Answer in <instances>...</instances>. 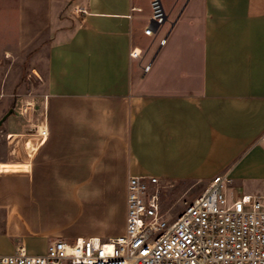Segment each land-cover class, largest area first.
<instances>
[{
    "label": "crops",
    "instance_id": "0c3cea01",
    "mask_svg": "<svg viewBox=\"0 0 264 264\" xmlns=\"http://www.w3.org/2000/svg\"><path fill=\"white\" fill-rule=\"evenodd\" d=\"M164 2L166 41L150 52L148 0H0V53L34 10L54 31L31 99L46 136L13 112L0 124V253L121 234L131 174L205 187L226 174L230 198L264 192V0Z\"/></svg>",
    "mask_w": 264,
    "mask_h": 264
},
{
    "label": "built area",
    "instance_id": "2783aa9c",
    "mask_svg": "<svg viewBox=\"0 0 264 264\" xmlns=\"http://www.w3.org/2000/svg\"><path fill=\"white\" fill-rule=\"evenodd\" d=\"M149 23L143 33L154 36L167 17L161 0H148ZM76 13H85L76 8ZM166 37L159 38L163 45ZM138 49V50H137ZM131 57H141L133 47ZM150 63L143 65L148 71ZM25 100L20 113L33 109ZM46 136L45 124L33 127ZM264 141V133L261 136ZM157 175L131 174L125 185L124 231L114 237H57L40 253L18 241L11 253H0V264H264V192L226 198V174L215 175L202 192L175 218L161 208Z\"/></svg>",
    "mask_w": 264,
    "mask_h": 264
},
{
    "label": "rangeland",
    "instance_id": "374dc122",
    "mask_svg": "<svg viewBox=\"0 0 264 264\" xmlns=\"http://www.w3.org/2000/svg\"><path fill=\"white\" fill-rule=\"evenodd\" d=\"M162 3L168 13L169 9L165 5L164 0ZM142 14L144 17L141 24L146 25L150 21L148 16L150 14L149 9L144 7ZM32 21V25H24L22 27L21 42L12 49L3 50L0 53V117L9 108H14L13 113L17 115L26 129L23 132L32 131L31 120H35L39 111L36 102H34L33 109L27 110L23 114L20 113L18 107L25 100L33 101L31 100L32 97L40 92L42 80L39 72L37 73L34 69L43 63L45 49L54 35L53 27L45 23L47 20L41 16V11L34 10ZM169 26V18H167L156 35L145 38L144 50L149 44L150 52L157 49L159 38L166 34ZM1 130L4 129L0 125V161L4 160V157L9 152V147L5 144V134H2L4 131ZM18 147V152L24 151L23 142ZM0 178L2 177L0 176ZM204 188L205 184L197 179L161 180L159 190L162 211L166 217L175 218ZM230 190L229 183H223L222 192L226 198H230ZM84 219L85 215L82 214L79 220L83 222Z\"/></svg>",
    "mask_w": 264,
    "mask_h": 264
},
{
    "label": "water",
    "instance_id": "95a60500",
    "mask_svg": "<svg viewBox=\"0 0 264 264\" xmlns=\"http://www.w3.org/2000/svg\"><path fill=\"white\" fill-rule=\"evenodd\" d=\"M166 19H167V17H166ZM13 110H14L13 108L8 109V111L0 118V124L5 119V117H7L10 113L13 112Z\"/></svg>",
    "mask_w": 264,
    "mask_h": 264
},
{
    "label": "bare ground",
    "instance_id": "6f19581e",
    "mask_svg": "<svg viewBox=\"0 0 264 264\" xmlns=\"http://www.w3.org/2000/svg\"><path fill=\"white\" fill-rule=\"evenodd\" d=\"M138 50V49H137Z\"/></svg>",
    "mask_w": 264,
    "mask_h": 264
}]
</instances>
